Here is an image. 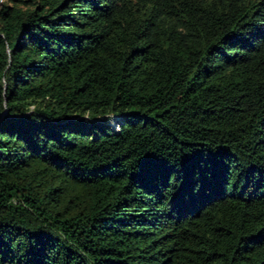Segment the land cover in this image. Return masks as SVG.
<instances>
[{
	"label": "trees",
	"instance_id": "obj_1",
	"mask_svg": "<svg viewBox=\"0 0 264 264\" xmlns=\"http://www.w3.org/2000/svg\"><path fill=\"white\" fill-rule=\"evenodd\" d=\"M0 264H264V0H1Z\"/></svg>",
	"mask_w": 264,
	"mask_h": 264
},
{
	"label": "rangeland",
	"instance_id": "obj_2",
	"mask_svg": "<svg viewBox=\"0 0 264 264\" xmlns=\"http://www.w3.org/2000/svg\"><path fill=\"white\" fill-rule=\"evenodd\" d=\"M0 3H1V0H0Z\"/></svg>",
	"mask_w": 264,
	"mask_h": 264
}]
</instances>
